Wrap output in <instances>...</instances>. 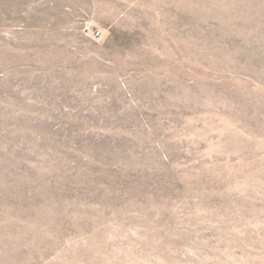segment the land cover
Listing matches in <instances>:
<instances>
[{
  "label": "rangeland",
  "instance_id": "374dc122",
  "mask_svg": "<svg viewBox=\"0 0 264 264\" xmlns=\"http://www.w3.org/2000/svg\"><path fill=\"white\" fill-rule=\"evenodd\" d=\"M0 264H264V0H0Z\"/></svg>",
  "mask_w": 264,
  "mask_h": 264
},
{
  "label": "built area",
  "instance_id": "2783aa9c",
  "mask_svg": "<svg viewBox=\"0 0 264 264\" xmlns=\"http://www.w3.org/2000/svg\"><path fill=\"white\" fill-rule=\"evenodd\" d=\"M94 35H97V36H98V35H100V31H99V30H97V29H96V30H94Z\"/></svg>",
  "mask_w": 264,
  "mask_h": 264
}]
</instances>
